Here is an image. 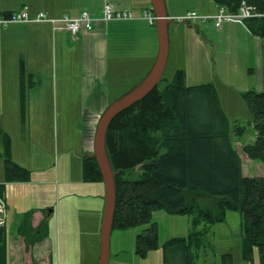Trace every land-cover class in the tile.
Returning a JSON list of instances; mask_svg holds the SVG:
<instances>
[{
	"label": "rangeland",
	"instance_id": "rangeland-1",
	"mask_svg": "<svg viewBox=\"0 0 264 264\" xmlns=\"http://www.w3.org/2000/svg\"><path fill=\"white\" fill-rule=\"evenodd\" d=\"M176 1L181 10L174 15L188 9L205 14L215 12L213 0ZM167 2L169 5V0ZM137 8L141 5L131 10L135 12ZM193 23L200 33L185 22L170 26L172 44L178 40L180 48L176 51L175 44L160 87L172 81L179 69L183 70L188 86L211 83L231 129L243 126L241 136L231 135L241 157L243 174L264 176V162L250 158L243 151V146L256 138L253 114L244 92L264 90L259 89L262 73L254 64V52L251 47L246 50L237 43L234 33L229 38L227 33L217 32L219 29L211 20ZM107 25L108 51L103 74L106 78L101 83L94 81L90 88L83 85L80 52L72 36L60 38L58 34L48 40L43 35L42 40L37 38L35 45L33 41L29 46L26 39L23 44L21 38L9 39L5 30L12 24L7 29L0 27L4 29L0 30V129L11 134L16 161L34 170L31 169L30 182L7 186L5 200L10 206L7 239L18 235L12 224L20 212L31 207L46 211L54 208L55 215L47 222L49 240L45 241L54 264L98 262L103 201L97 194L104 197L105 186L101 182L93 184L82 180L87 133L91 122L97 120L95 111L101 110L102 114L111 102L139 83L155 60L153 25L132 20L110 21ZM244 58L249 62L245 66ZM22 93L25 96L23 108ZM17 106L25 111L23 123L16 114ZM2 148L0 137V151ZM141 172L138 166L126 177L137 179ZM191 220L189 215L157 209L150 222L113 230L109 264H166L164 243L172 237L188 236L192 231ZM153 222L157 224L158 246L141 256L136 252V236ZM204 227L202 224L200 229ZM119 243L123 244L124 251L117 257L114 253ZM242 244V215L228 210L225 221L209 225L202 246L199 249L193 246L192 250L198 264H224L222 256L226 253L232 254L231 264H260L258 249L252 260L242 258ZM8 264H11L10 259Z\"/></svg>",
	"mask_w": 264,
	"mask_h": 264
},
{
	"label": "trees",
	"instance_id": "trees-1",
	"mask_svg": "<svg viewBox=\"0 0 264 264\" xmlns=\"http://www.w3.org/2000/svg\"><path fill=\"white\" fill-rule=\"evenodd\" d=\"M229 12H236L243 0H213ZM264 12V0H245ZM249 30L264 37V17L246 20ZM154 26V25H153ZM155 27V26H154ZM23 94V93H22ZM24 94L22 108L25 107ZM244 98L253 114L256 138L243 151L264 162V90L250 89ZM25 117V111L22 110ZM243 126L233 130L211 83L186 85L179 69L172 81L160 84L143 99L119 113L106 138L107 149L116 173L117 201L114 229H127L151 221L157 209L192 217V231L185 237H172L163 245L166 264H198L193 246L200 248L209 225L225 221L228 210L243 218L242 258L252 260L258 249L264 264V176H245L242 162L231 135H242ZM5 171L8 179L25 180L30 172L11 155V138L3 133ZM140 166L141 176L126 177ZM85 181H102L95 157H83ZM1 194V190H0ZM29 217L27 219V223ZM29 224V223H28ZM204 224L205 227L200 229ZM31 226V225H30ZM26 237L34 248L35 241ZM158 246L157 224L136 236V252L145 256ZM32 250L31 264L48 262L50 247ZM232 263V254L222 256ZM226 258L229 261L226 262ZM7 228L0 226V264H8Z\"/></svg>",
	"mask_w": 264,
	"mask_h": 264
},
{
	"label": "crops",
	"instance_id": "crops-1",
	"mask_svg": "<svg viewBox=\"0 0 264 264\" xmlns=\"http://www.w3.org/2000/svg\"><path fill=\"white\" fill-rule=\"evenodd\" d=\"M105 0H0V14H6L12 11H17L22 9L23 7L27 6L28 10L31 14H35L39 11H44L50 16L54 17H60L63 14H70L71 16H77L79 15L83 10H88L93 17L101 18L103 15V5ZM110 1V0H109ZM167 1V0H166ZM123 3V4H121ZM125 4V6H123ZM117 8L119 9H129L136 6H140V9H136L135 12L131 10L136 19L132 21H143L147 22L146 20L142 19V10L145 7H149L151 5V0H131L126 1L122 0V2H119L115 4ZM171 5V8H170ZM169 15H174L177 12H179L181 9L177 6L176 0H169V5L167 2ZM132 7V8H131ZM215 12L217 11V5L214 6ZM185 9H182V11ZM189 10V9H188ZM190 10H196V9H190ZM197 11V10H196ZM199 12V11H198ZM215 12H208L209 14L215 13ZM201 13V12H199ZM130 21V20H129ZM108 23V22H107ZM107 23L98 21L94 25L93 31H81L77 35H72L70 32L65 30H59L54 31L53 27L50 23L47 22H20V23H13L12 27L10 29V26L6 27L7 30H5L6 34H9V39L12 40L13 38H21L22 44L24 43L25 39L27 40L26 43L30 46V43L34 41V45L36 43V39L39 38L42 40V36L44 35L46 39H50L52 36L58 37V34L60 38H67L66 36H72L73 41L77 43V50L80 52L81 57V63H82V78H84L83 85L85 88H90L94 81L96 83H101L102 81H105L106 78L103 76L104 69L106 67V55L108 51V42H107V32L106 29L108 27ZM147 24L151 26L148 22ZM194 23H188V26L190 28H193L196 32L198 31V27L196 30V26H192ZM227 25V26H226ZM1 27V26H0ZM219 30H216L217 32L221 34H228V37H231V33H234L235 40L237 43L241 44L246 50L248 47H251V49L254 52V64L259 67L260 73H262V76L260 78V88H264V37H259L254 35L248 28L247 25H242L235 22H229L225 23L221 28H218ZM1 31L4 29H0ZM200 30V29H199ZM0 31V32H1ZM154 36H155V42H156V53L158 49V40H157V32L156 28L154 30ZM176 51L177 48H180L178 40H176ZM175 44H172V38L170 36V58L172 55L173 50H175ZM180 50V49H179ZM182 50V49H181ZM35 51V50H34ZM155 53V54H156ZM156 56V55H155ZM244 66L248 64V59L244 58ZM248 69L250 66H248ZM92 83V84H91ZM16 114L19 116V119L21 123H23V119L25 118L22 114L21 109L17 106ZM101 115V110H96L94 113V116H96L97 120H94L91 122L90 130L87 133V139H86V155H90L93 152V146H94V134L96 130V125L98 122V119ZM6 128V127H5ZM7 131L0 129V137L2 140V146H3V133ZM11 138V155L13 160L16 161L14 149H13V140L10 133H8ZM0 156L3 157L0 159V190L1 195L6 199L7 194V186L8 184L14 183V182H30L31 175L33 168L32 167H25L22 164L18 163L19 165L25 167L29 170L30 175L25 180H11L8 179L5 171V157H4V147L2 148V151H0ZM241 158V157H240ZM32 169V171H31ZM83 169V165H82ZM82 180L85 181L83 178ZM41 182V181H40ZM49 182H53V180H49ZM103 183L102 181H93L91 183L93 184H99ZM105 195V191H104ZM97 197L100 198L102 202V206L100 208V214L103 215L104 210V204L105 199L101 193L97 194ZM6 222L5 226L7 228V211L10 208L9 204L6 202ZM48 209V208H47ZM50 211L41 210L40 208H32L29 210H25L19 213L18 217H16L15 220H13V227H16L18 235H10V238L7 239L8 242V261L10 259L11 264H31L33 262V255L32 250L36 247L39 248V257L45 258L44 256V250L42 249L43 245H48L47 242L48 234H47V222L51 221V219L55 215V209L52 208ZM29 217V221L27 223V219ZM102 221V218H101ZM101 223V222H100ZM31 225V226H30ZM115 230V229H113ZM121 230V229H120ZM8 232V229H7ZM31 236V239H34L35 245L34 248L30 246L27 247L26 244V237ZM113 236V232H112ZM119 236H121L119 234ZM9 250H10V256H9ZM124 251L123 244L119 243L116 245L115 255L117 257L121 256V254ZM136 253V252H135ZM48 262H53V255L49 251L48 253Z\"/></svg>",
	"mask_w": 264,
	"mask_h": 264
},
{
	"label": "water",
	"instance_id": "water-1",
	"mask_svg": "<svg viewBox=\"0 0 264 264\" xmlns=\"http://www.w3.org/2000/svg\"><path fill=\"white\" fill-rule=\"evenodd\" d=\"M151 4L157 16L154 26L157 32L158 49L154 63L139 83L105 108L98 119L94 134L93 152L90 155L95 157L98 162L105 186V204L100 226L97 264L110 263L111 236L114 229L117 201L116 173L113 169L106 143L108 129L119 113L143 99L162 81L170 56V26L177 24L176 21L170 18L166 0H151Z\"/></svg>",
	"mask_w": 264,
	"mask_h": 264
},
{
	"label": "built area",
	"instance_id": "built-area-1",
	"mask_svg": "<svg viewBox=\"0 0 264 264\" xmlns=\"http://www.w3.org/2000/svg\"><path fill=\"white\" fill-rule=\"evenodd\" d=\"M253 17H264V12H260L255 6L250 5L247 1L243 0L239 6L238 11L229 12L224 6L217 5V11L212 14L199 13L196 10H188L180 15H171L170 18L176 22L193 23L198 20L208 21L211 20L214 26L221 28L225 23L235 22L246 25V20ZM134 13L129 9H119L116 5L105 0L103 5V15L101 18L93 17L88 10H83L77 16H71L66 13L60 17L50 16L44 11H39L31 14L28 7L25 6L20 10L12 11L6 14H0V26L8 27L13 23L20 22H47L50 23L54 31L65 30L72 35H77L81 31H93L96 22H110V21H129L134 20ZM142 19L146 20L150 25H154L157 16L154 13L153 7H145L142 10ZM6 222V203L0 194V226Z\"/></svg>",
	"mask_w": 264,
	"mask_h": 264
}]
</instances>
